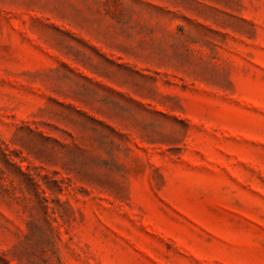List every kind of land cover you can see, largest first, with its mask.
<instances>
[{"label":"rangeland","instance_id":"rangeland-1","mask_svg":"<svg viewBox=\"0 0 264 264\" xmlns=\"http://www.w3.org/2000/svg\"><path fill=\"white\" fill-rule=\"evenodd\" d=\"M0 264H264V0H0Z\"/></svg>","mask_w":264,"mask_h":264}]
</instances>
